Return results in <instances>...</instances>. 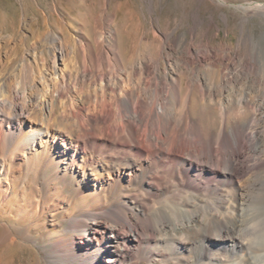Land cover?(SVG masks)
Masks as SVG:
<instances>
[{"label":"bare ground","instance_id":"bare-ground-1","mask_svg":"<svg viewBox=\"0 0 264 264\" xmlns=\"http://www.w3.org/2000/svg\"><path fill=\"white\" fill-rule=\"evenodd\" d=\"M108 1L95 42L70 47L74 64L54 62L40 99L31 105L24 80L11 87V131L28 122L18 143L31 155L11 156L3 193L20 181L39 194L21 228L24 207L9 215L11 231L1 219L0 248L16 231L30 242L33 224L58 207L66 232L42 264H264V44L246 54L196 43L195 21L190 37L153 27V50L126 63ZM5 101L1 93L0 122ZM51 163L72 179L47 199Z\"/></svg>","mask_w":264,"mask_h":264},{"label":"rangeland","instance_id":"rangeland-1","mask_svg":"<svg viewBox=\"0 0 264 264\" xmlns=\"http://www.w3.org/2000/svg\"><path fill=\"white\" fill-rule=\"evenodd\" d=\"M103 2L104 0H0V94L6 96L4 110L9 116L0 122V163H4L6 170L5 173L0 171V234L2 220L9 222L11 231L9 215L23 207L25 209L18 216L20 220L16 222V227L24 226L26 222L22 221L34 207L39 194L30 195V188H25L20 181L12 194L5 197L3 193L5 188L11 189V156L20 160L31 155L24 145L18 143L29 128L28 122L18 134L11 131V87L18 80H24L25 94L32 96L31 105L36 99H40L43 94L42 77L47 73L51 87L56 81L48 72L54 62L61 67L64 63H73L69 50L71 46L85 40L95 42L102 31L103 23L99 19ZM107 13L113 14L115 42L126 63L137 51L140 56H144L153 50V27L163 32L174 31L175 34L186 32V36L190 37L189 29L195 21L198 22L196 43H209L223 50L238 46L246 54L256 43L264 44V0H109ZM132 15H135L134 19L131 18ZM59 48L67 52L63 59L58 60L56 55ZM48 96L50 101V90ZM193 111L196 114L200 111L197 95ZM56 124L63 126L66 122L58 117ZM31 173L29 183L35 187L34 175ZM71 179V176L60 177L51 163L44 170L45 189L41 193L51 199ZM37 188L40 190V185ZM18 191L21 193L18 194ZM27 197L29 201L22 206L20 198ZM59 200L56 206L59 204L63 208L67 198L61 197ZM77 203L79 206L81 202ZM57 208L49 207L45 217L33 224L34 236L30 242L23 243L16 231L8 240V247L0 248V264H42L46 249L60 237L59 234L66 232L67 219L63 212L55 214ZM27 220L31 224L33 218ZM79 231L81 232V228Z\"/></svg>","mask_w":264,"mask_h":264}]
</instances>
